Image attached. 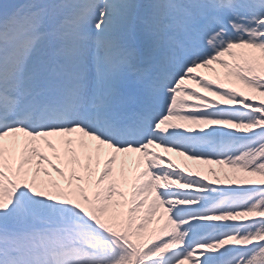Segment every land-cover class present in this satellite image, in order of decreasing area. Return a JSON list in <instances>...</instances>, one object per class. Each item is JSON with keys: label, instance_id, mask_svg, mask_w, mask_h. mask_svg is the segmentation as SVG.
Returning a JSON list of instances; mask_svg holds the SVG:
<instances>
[{"label": "snow or ice", "instance_id": "6c2138e0", "mask_svg": "<svg viewBox=\"0 0 264 264\" xmlns=\"http://www.w3.org/2000/svg\"><path fill=\"white\" fill-rule=\"evenodd\" d=\"M0 264H264V0L0 4Z\"/></svg>", "mask_w": 264, "mask_h": 264}, {"label": "rangeland", "instance_id": "374dc122", "mask_svg": "<svg viewBox=\"0 0 264 264\" xmlns=\"http://www.w3.org/2000/svg\"><path fill=\"white\" fill-rule=\"evenodd\" d=\"M207 39H208V37L205 36L204 37V41L206 42ZM157 151H161L162 152V150H160V149H157ZM162 154L165 155V156L168 155L167 153H163V152H162ZM173 161L176 164L180 165L181 167H185V165H187V167L185 169L186 172L188 170H191L192 172H199L201 175L207 176L206 174H204L201 165H199L201 162L189 161V160H186V158H184V157H179V156H176V155L174 156ZM215 166H217L218 168L226 167V166H223V165H216V164H215Z\"/></svg>", "mask_w": 264, "mask_h": 264}, {"label": "trees", "instance_id": "16d2710c", "mask_svg": "<svg viewBox=\"0 0 264 264\" xmlns=\"http://www.w3.org/2000/svg\"><path fill=\"white\" fill-rule=\"evenodd\" d=\"M242 175H244V176H248V175L255 176V174H247V173H242ZM256 178H259V177H256ZM238 186H242V185H238Z\"/></svg>", "mask_w": 264, "mask_h": 264}]
</instances>
